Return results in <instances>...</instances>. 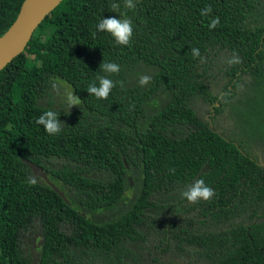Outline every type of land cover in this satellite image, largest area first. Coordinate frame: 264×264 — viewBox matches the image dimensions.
<instances>
[{
    "label": "trees",
    "instance_id": "trees-1",
    "mask_svg": "<svg viewBox=\"0 0 264 264\" xmlns=\"http://www.w3.org/2000/svg\"><path fill=\"white\" fill-rule=\"evenodd\" d=\"M23 1L0 0V35ZM134 3L61 0L0 71V264H264V166L232 132L264 140V0ZM125 15L128 46L97 31ZM98 76L117 82L104 100L87 93ZM61 82L78 106L55 97ZM48 110L58 135L36 123ZM22 159L68 202L38 175L29 185ZM198 179L215 195L190 203L180 193Z\"/></svg>",
    "mask_w": 264,
    "mask_h": 264
},
{
    "label": "clouds",
    "instance_id": "clouds-1",
    "mask_svg": "<svg viewBox=\"0 0 264 264\" xmlns=\"http://www.w3.org/2000/svg\"><path fill=\"white\" fill-rule=\"evenodd\" d=\"M124 5L130 10L135 9L136 7L134 0H124ZM111 10L113 12H118L119 5L117 3H113L111 5ZM211 11V6H207L201 10V15L207 16ZM219 22V17L213 18L208 25L209 29H215ZM97 31L110 33L117 44L128 46L133 35V25L131 19L127 18L126 15L124 18L118 19L115 17L102 18L97 25ZM93 35H95V33H93ZM191 53L193 57L200 56L198 48H192ZM239 62L240 59L238 56H234L228 61L229 64H236ZM100 69L105 73L117 74L120 71V66L114 62H104L101 63ZM97 80L99 85L97 86L96 83L93 82L88 86L87 93L89 95H94L99 100L107 99L117 82H114L107 76H98ZM150 81V76L141 75L138 83L140 86H145L149 84ZM65 102L70 109L73 106H78L80 99L74 95V92L68 91L65 93ZM36 123L43 126L44 131L49 135H58L62 131L63 123L59 120L58 113L53 110H48L43 115L39 116ZM37 182L38 180L36 174L30 175L27 180V183L31 186H35ZM180 195L190 203H197L201 200L207 202L214 197L215 191L208 186L203 179H198L191 184L186 191L181 192Z\"/></svg>",
    "mask_w": 264,
    "mask_h": 264
},
{
    "label": "water",
    "instance_id": "water-1",
    "mask_svg": "<svg viewBox=\"0 0 264 264\" xmlns=\"http://www.w3.org/2000/svg\"><path fill=\"white\" fill-rule=\"evenodd\" d=\"M34 2L35 6L33 7L32 0H24L13 23L0 35V71L20 55L37 27L61 0H36ZM210 127L212 128V123H210ZM22 162L26 163L34 174L42 177L59 196L67 201L64 193L49 180L42 166L24 159Z\"/></svg>",
    "mask_w": 264,
    "mask_h": 264
},
{
    "label": "flooded vegetation",
    "instance_id": "flooded-vegetation-1",
    "mask_svg": "<svg viewBox=\"0 0 264 264\" xmlns=\"http://www.w3.org/2000/svg\"><path fill=\"white\" fill-rule=\"evenodd\" d=\"M235 127H237V129H234L232 131L234 133V137H239V139H241L244 142L248 141V143L251 145L252 154L256 156L255 161H257V163L264 166V140L262 138H259L260 136L250 137L247 134L241 137L239 135L240 131H239L238 125ZM163 221L164 223H166L167 222L166 218H164ZM164 228H166L167 230L166 226ZM37 239H38V235H36V218H34L32 228H30V230H28L25 234V245L29 249H31V251H33L35 256H36V249H37L36 248ZM37 247H38V244H37ZM165 261L169 262L170 264H184L181 261H178L177 259L172 258V257H170L169 260H167V257H166Z\"/></svg>",
    "mask_w": 264,
    "mask_h": 264
},
{
    "label": "rangeland",
    "instance_id": "rangeland-1",
    "mask_svg": "<svg viewBox=\"0 0 264 264\" xmlns=\"http://www.w3.org/2000/svg\"><path fill=\"white\" fill-rule=\"evenodd\" d=\"M61 87L63 88H60V89H57V91L55 92V97H57V99L59 101H65V93L68 92V91H71L70 88L63 82H61L60 84Z\"/></svg>",
    "mask_w": 264,
    "mask_h": 264
},
{
    "label": "bare ground",
    "instance_id": "bare-ground-1",
    "mask_svg": "<svg viewBox=\"0 0 264 264\" xmlns=\"http://www.w3.org/2000/svg\"><path fill=\"white\" fill-rule=\"evenodd\" d=\"M33 1V7L35 6V2L34 1H36V0H32Z\"/></svg>",
    "mask_w": 264,
    "mask_h": 264
}]
</instances>
